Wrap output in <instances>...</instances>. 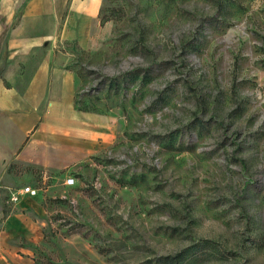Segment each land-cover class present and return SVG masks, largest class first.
<instances>
[{"label":"rangeland","instance_id":"obj_1","mask_svg":"<svg viewBox=\"0 0 264 264\" xmlns=\"http://www.w3.org/2000/svg\"><path fill=\"white\" fill-rule=\"evenodd\" d=\"M101 22L53 47L78 159L14 167L0 227L27 186L37 263L167 264L205 241L180 264H264V0H101ZM36 59L1 53L0 78L21 89Z\"/></svg>","mask_w":264,"mask_h":264},{"label":"crops","instance_id":"obj_2","mask_svg":"<svg viewBox=\"0 0 264 264\" xmlns=\"http://www.w3.org/2000/svg\"><path fill=\"white\" fill-rule=\"evenodd\" d=\"M100 5L101 0H0V55L37 57L21 89L0 78V186L16 177L14 167L61 171L77 161L75 76L57 64L53 47L60 40L85 46L100 25ZM22 196L0 227V264H35L24 242L41 240L33 213L44 211Z\"/></svg>","mask_w":264,"mask_h":264},{"label":"trees","instance_id":"obj_3","mask_svg":"<svg viewBox=\"0 0 264 264\" xmlns=\"http://www.w3.org/2000/svg\"><path fill=\"white\" fill-rule=\"evenodd\" d=\"M212 4L214 5V7L218 10L221 11L224 7L225 4V0H211ZM103 22L100 23V25H102ZM206 246H208V243L205 241H201L197 244L188 246L187 248L180 250L179 252H177L176 254H174L173 256H167L164 257V263H172V264H180L184 259H186V257L190 256L191 254L193 255V253L195 251L200 250L201 248H205ZM195 254V253H194ZM35 264H46V263H37L35 262Z\"/></svg>","mask_w":264,"mask_h":264},{"label":"built area","instance_id":"obj_4","mask_svg":"<svg viewBox=\"0 0 264 264\" xmlns=\"http://www.w3.org/2000/svg\"><path fill=\"white\" fill-rule=\"evenodd\" d=\"M73 182H74L73 178L69 177L65 180V185L70 186L73 184ZM35 194H36V190L25 186L19 189L16 193L11 192L9 199L11 203H16L19 200V197L22 195H35Z\"/></svg>","mask_w":264,"mask_h":264}]
</instances>
